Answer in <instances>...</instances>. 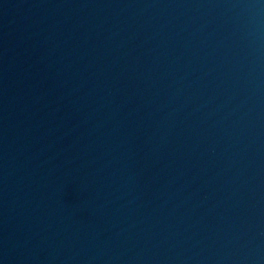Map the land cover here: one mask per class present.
Wrapping results in <instances>:
<instances>
[{"label":"water","instance_id":"1","mask_svg":"<svg viewBox=\"0 0 264 264\" xmlns=\"http://www.w3.org/2000/svg\"><path fill=\"white\" fill-rule=\"evenodd\" d=\"M0 264H264V0H0Z\"/></svg>","mask_w":264,"mask_h":264}]
</instances>
